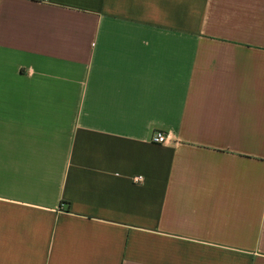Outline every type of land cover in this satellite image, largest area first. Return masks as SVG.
<instances>
[{
    "label": "crops",
    "instance_id": "obj_1",
    "mask_svg": "<svg viewBox=\"0 0 264 264\" xmlns=\"http://www.w3.org/2000/svg\"><path fill=\"white\" fill-rule=\"evenodd\" d=\"M0 264H264V0H0Z\"/></svg>",
    "mask_w": 264,
    "mask_h": 264
},
{
    "label": "built area",
    "instance_id": "obj_2",
    "mask_svg": "<svg viewBox=\"0 0 264 264\" xmlns=\"http://www.w3.org/2000/svg\"><path fill=\"white\" fill-rule=\"evenodd\" d=\"M150 141L156 144H165L168 141V136L166 133H162L160 131H154L150 135ZM131 179L135 183H139L142 181V177L140 175L132 176Z\"/></svg>",
    "mask_w": 264,
    "mask_h": 264
}]
</instances>
